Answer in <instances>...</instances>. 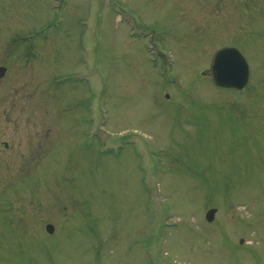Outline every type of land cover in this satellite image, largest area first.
Wrapping results in <instances>:
<instances>
[{
    "label": "rangeland",
    "instance_id": "1",
    "mask_svg": "<svg viewBox=\"0 0 264 264\" xmlns=\"http://www.w3.org/2000/svg\"><path fill=\"white\" fill-rule=\"evenodd\" d=\"M1 66L0 264H264V0H0Z\"/></svg>",
    "mask_w": 264,
    "mask_h": 264
},
{
    "label": "water",
    "instance_id": "2",
    "mask_svg": "<svg viewBox=\"0 0 264 264\" xmlns=\"http://www.w3.org/2000/svg\"><path fill=\"white\" fill-rule=\"evenodd\" d=\"M6 69L0 67V80L4 77ZM208 75L215 87L221 89L242 90L248 83L249 67L243 55L233 47H224L213 54L208 69ZM215 209H209L205 214L207 222H212ZM47 233H53V226L45 227Z\"/></svg>",
    "mask_w": 264,
    "mask_h": 264
}]
</instances>
